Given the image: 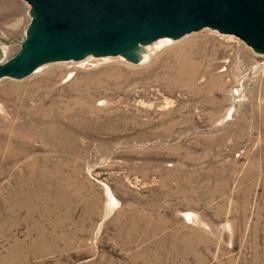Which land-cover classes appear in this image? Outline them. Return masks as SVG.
<instances>
[{
    "label": "rangeland",
    "instance_id": "obj_1",
    "mask_svg": "<svg viewBox=\"0 0 264 264\" xmlns=\"http://www.w3.org/2000/svg\"><path fill=\"white\" fill-rule=\"evenodd\" d=\"M29 8L0 0V63ZM163 38L0 78V264H264V53Z\"/></svg>",
    "mask_w": 264,
    "mask_h": 264
},
{
    "label": "water",
    "instance_id": "obj_2",
    "mask_svg": "<svg viewBox=\"0 0 264 264\" xmlns=\"http://www.w3.org/2000/svg\"><path fill=\"white\" fill-rule=\"evenodd\" d=\"M31 21L0 78H20L53 60L85 54L136 62L144 44L211 27L264 53V0H23Z\"/></svg>",
    "mask_w": 264,
    "mask_h": 264
},
{
    "label": "bare ground",
    "instance_id": "obj_3",
    "mask_svg": "<svg viewBox=\"0 0 264 264\" xmlns=\"http://www.w3.org/2000/svg\"><path fill=\"white\" fill-rule=\"evenodd\" d=\"M160 40H164L165 41V40H167V38H163V39H160Z\"/></svg>",
    "mask_w": 264,
    "mask_h": 264
}]
</instances>
